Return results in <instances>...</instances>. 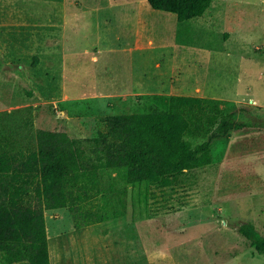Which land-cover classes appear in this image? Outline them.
Returning a JSON list of instances; mask_svg holds the SVG:
<instances>
[{"label":"rangeland","instance_id":"374dc122","mask_svg":"<svg viewBox=\"0 0 264 264\" xmlns=\"http://www.w3.org/2000/svg\"><path fill=\"white\" fill-rule=\"evenodd\" d=\"M170 94L222 100L252 125L216 140L209 164L152 183L149 206L169 216L150 219L138 238L154 252L196 253L202 245L233 257L230 264H264L238 232L251 222L264 235V0H213L204 16L182 24L148 0H0V111L30 105L37 128L91 138L106 130L105 116L159 108L157 96ZM127 190L123 216L151 215L131 205ZM197 206L208 207L181 213L183 222L170 217ZM45 215L58 264H115V250L134 243L120 241L123 227L105 235L104 222L55 243L73 219L67 208ZM211 228L217 237L210 231L201 240Z\"/></svg>","mask_w":264,"mask_h":264},{"label":"trees","instance_id":"16d2710c","mask_svg":"<svg viewBox=\"0 0 264 264\" xmlns=\"http://www.w3.org/2000/svg\"><path fill=\"white\" fill-rule=\"evenodd\" d=\"M148 2L182 24L204 16L213 0ZM157 97L159 108L105 116L106 130L91 138L37 128L30 105L0 111V264H51L46 210L67 208L77 229L115 219L127 212L128 187L131 205L148 209L152 183L209 164L216 140L252 125L222 100ZM238 232L264 254L253 223Z\"/></svg>","mask_w":264,"mask_h":264},{"label":"crops","instance_id":"0c3cea01","mask_svg":"<svg viewBox=\"0 0 264 264\" xmlns=\"http://www.w3.org/2000/svg\"><path fill=\"white\" fill-rule=\"evenodd\" d=\"M146 3V0H145ZM146 5V4H145ZM143 8L146 9V6H144ZM131 16H133L132 14H130ZM178 44H176L175 48L178 49ZM205 207L208 206H197V207H182L180 209H177L174 213V215L170 216L171 218H174L176 220H180L183 222L182 217H179L181 213L186 212V211H192V210H199V211H204ZM161 209V208H160ZM156 210L155 207H148V212L151 215L145 216L143 218L145 219H127L126 216H120L117 217L115 219H111V220H106V221H102L105 223V228L108 229V231H105V235L109 234V231L112 230V228L114 227H120V228H124L125 232L120 234V237H122L123 239H120L125 241L127 240V242L129 241L130 243H133V239H134V243L133 245H129V246H124V248H117L115 250L114 253V257H115V264H133L134 261H139V257L142 258L143 260H147L150 261V263H155V258H158L161 260L160 264H171V262H173L174 264H183V263H176V262H190L189 264H219V260H225V263L223 264H228L229 262L232 261L233 257L229 259H227L225 256H221L219 255L217 252L213 251V248L211 249V252H205V247H203L201 244L203 243V241H201L199 244L201 245V248H199V251L196 253H173L170 250V247L166 250L165 247H163L161 249V253L160 252H154V248L150 247L149 245H142L141 240L138 238L139 234V228L145 224L149 223V220L152 218H158V219H164L166 217H168L169 215H167L166 212L161 211L162 213H164V215H160L159 210ZM166 216V217H165ZM209 219L208 217H203V219ZM197 220H201L198 219ZM84 228V227H82ZM81 229V228H79ZM184 229V228H183ZM215 229V230H214ZM211 228L210 230L205 229V233L201 234V240L204 239L205 234L209 233L210 231H214L212 233V239H215L218 235V233H216L218 230L217 228ZM77 228H73L70 232H68L67 234H58L54 240L55 243L59 242V241H69L72 236L77 235ZM183 231V230H181ZM107 233V234H106ZM59 237V238H57ZM49 239V236H48ZM68 239V240H67ZM50 240V247H49V252L51 255V245L52 243V239ZM204 252V253H202ZM181 255V256H179ZM174 258V259H173ZM51 260V264H58L56 260H54V258H50ZM53 260V263H52ZM132 260V261H131ZM228 260V261H227ZM230 264V263H229Z\"/></svg>","mask_w":264,"mask_h":264}]
</instances>
